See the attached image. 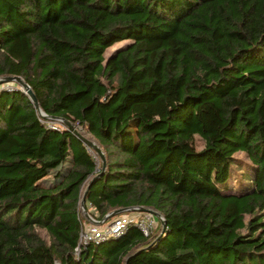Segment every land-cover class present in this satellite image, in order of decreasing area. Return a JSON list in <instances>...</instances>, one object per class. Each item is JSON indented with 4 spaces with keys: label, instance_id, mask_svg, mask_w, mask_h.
<instances>
[{
    "label": "trees",
    "instance_id": "trees-1",
    "mask_svg": "<svg viewBox=\"0 0 264 264\" xmlns=\"http://www.w3.org/2000/svg\"><path fill=\"white\" fill-rule=\"evenodd\" d=\"M3 75L106 167L86 188L102 165L85 144L0 88V264H264V0H0ZM235 153L249 170L224 193ZM82 198L166 227L79 249Z\"/></svg>",
    "mask_w": 264,
    "mask_h": 264
},
{
    "label": "rangeland",
    "instance_id": "rangeland-1",
    "mask_svg": "<svg viewBox=\"0 0 264 264\" xmlns=\"http://www.w3.org/2000/svg\"><path fill=\"white\" fill-rule=\"evenodd\" d=\"M130 42V40H123V41H119L117 43H115L114 45L108 47L105 50L104 56L108 57L110 54H112L114 51H116L117 49L123 48L124 46H126L128 43ZM0 88H5V89H10V88H21L20 85L15 82V81H11V82H4L2 84H0ZM50 123V122H49ZM52 124V123H50ZM55 125H59L60 123H54ZM75 125V130L81 135L83 136L86 140H88L89 142H96L97 145L100 146V144L97 142V140H95L88 132L87 130L82 127L79 126L77 123H73ZM53 125V124H52ZM61 125V124H60ZM64 126V125H63ZM65 127V126H64ZM78 128V129H77ZM85 144V146L87 147V150L90 154H92L96 160H98L100 163V158L97 155V153L95 152V150L86 142H83ZM196 145L198 148H202L203 147V142L200 138H196ZM101 147V146H100ZM102 149V147H101ZM103 150V149H102ZM234 164L232 165L231 168V177L228 180V184L226 187V185H221L220 189L222 190V192L224 193H237V187L238 184L242 183V178L241 175L242 173L245 171L247 172L249 170V162L245 159L244 155L242 153H235L234 154ZM88 212V211H87ZM89 213V212H88ZM136 213V212H134ZM80 214H81V219L83 220V224H82V228L84 227H88V224L90 222H88L85 219V215L80 207ZM133 214V212L131 213ZM118 215L112 216L110 218H107L104 222H102L101 224H108L110 222V220H112L113 218L117 217ZM93 217V216H92ZM94 218V217H93ZM86 220V222L84 221ZM98 220V219H96ZM160 229V222L157 221V223L155 224V228L153 230V234H156ZM39 234L42 236L43 239H45L46 241H49V236L47 235V233L44 230H39ZM56 264H59V262L56 261Z\"/></svg>",
    "mask_w": 264,
    "mask_h": 264
},
{
    "label": "water",
    "instance_id": "water-1",
    "mask_svg": "<svg viewBox=\"0 0 264 264\" xmlns=\"http://www.w3.org/2000/svg\"><path fill=\"white\" fill-rule=\"evenodd\" d=\"M11 81H15L17 82L21 88H19L21 91H23L27 97L29 98L30 102L33 104V106L36 108L37 112L45 119H49V120H53V121H56L62 125H64L65 127H68L69 129L72 130L73 134L82 142H86L88 143L94 150L95 152L97 153V155L99 156L100 158V161H101V168H102V171L99 173V174H96L91 180H89V182L87 183V186L86 188L89 187V185L95 180V178H97L99 175L102 174V172L105 170V167H106V158H105V154L103 152V150L101 149V147L99 145H91V143L86 140L83 136H81L76 130H75V125L65 119V118H62V117H55V116H47L41 109H40V106H39V103L37 101V98L34 94V92L32 91L31 87L27 84V82H25L20 76L18 75H3V76H0V84L4 83V82H11ZM80 207L85 215V219L90 222V223H93V224H101L102 222H104L107 218H110L112 216H115V215H118V214H121L123 212H126V211H130V212H150V213H153L158 219H159V222H160V230L161 232L165 229L166 227V221H165V218L164 216L152 209V208H146V207H123V208H117V209H114L112 211H110L109 213H107L101 220H96L95 218H93L86 210L85 208V205H84V199L82 198L81 202H80Z\"/></svg>",
    "mask_w": 264,
    "mask_h": 264
},
{
    "label": "built area",
    "instance_id": "built-area-1",
    "mask_svg": "<svg viewBox=\"0 0 264 264\" xmlns=\"http://www.w3.org/2000/svg\"><path fill=\"white\" fill-rule=\"evenodd\" d=\"M159 219L150 212H136L133 214L119 215L108 224H93L89 223L88 227L80 229L78 248H84L90 242H96L110 236H117L122 233L127 225L131 222L135 223L142 234L146 237H151L155 228V224Z\"/></svg>",
    "mask_w": 264,
    "mask_h": 264
},
{
    "label": "bare ground",
    "instance_id": "bare-ground-1",
    "mask_svg": "<svg viewBox=\"0 0 264 264\" xmlns=\"http://www.w3.org/2000/svg\"><path fill=\"white\" fill-rule=\"evenodd\" d=\"M77 129H78V128H77ZM90 143H91V145H94V146L97 145L96 142H91V141H90Z\"/></svg>",
    "mask_w": 264,
    "mask_h": 264
}]
</instances>
